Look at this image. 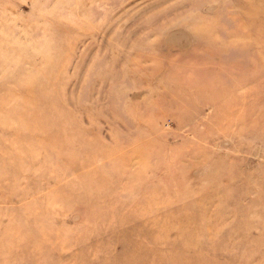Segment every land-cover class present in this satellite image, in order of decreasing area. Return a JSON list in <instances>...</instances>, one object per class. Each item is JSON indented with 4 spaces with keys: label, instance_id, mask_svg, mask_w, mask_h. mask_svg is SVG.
<instances>
[{
    "label": "rangeland",
    "instance_id": "374dc122",
    "mask_svg": "<svg viewBox=\"0 0 264 264\" xmlns=\"http://www.w3.org/2000/svg\"><path fill=\"white\" fill-rule=\"evenodd\" d=\"M253 1L0 0V264H264Z\"/></svg>",
    "mask_w": 264,
    "mask_h": 264
},
{
    "label": "bare ground",
    "instance_id": "6f19581e",
    "mask_svg": "<svg viewBox=\"0 0 264 264\" xmlns=\"http://www.w3.org/2000/svg\"><path fill=\"white\" fill-rule=\"evenodd\" d=\"M263 1L264 0H254L252 3H253V8L252 9H250L246 14H245V16H246V18H250L251 20H253V22H254V24L253 23H250V25H253L252 27H254L255 25H259V27H258V31H257V33H256V36L255 37H253L252 39H256V41L258 42L260 39H262L261 38V31H262V29H264V24L262 23L263 22V19L261 18V15H260V12L258 11V10H260V8L262 7V5H263ZM251 11H252V13H251ZM259 12V13H258ZM256 17H258V19L256 18ZM238 29L239 30H241V31H243V30H245L246 28H247V26L246 25H238ZM208 39H210L209 38V36H208ZM246 41V40H245ZM244 41V42H245ZM255 41V42H256ZM254 46H255V56L256 55H260V53H261V48H262V46H261V42H258V43H256V44H254ZM256 58H257V56H256ZM260 61H259V64H258V66L260 67V68H262L263 69V71H264V57H262V58H258ZM258 70V69H257ZM259 71V70H258Z\"/></svg>",
    "mask_w": 264,
    "mask_h": 264
}]
</instances>
